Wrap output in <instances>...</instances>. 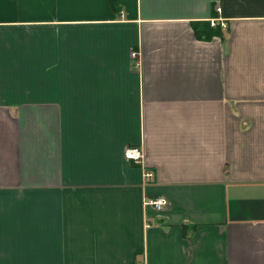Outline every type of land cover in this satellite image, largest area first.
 Wrapping results in <instances>:
<instances>
[{
  "label": "crops",
  "instance_id": "1",
  "mask_svg": "<svg viewBox=\"0 0 264 264\" xmlns=\"http://www.w3.org/2000/svg\"><path fill=\"white\" fill-rule=\"evenodd\" d=\"M0 264H264V0H0Z\"/></svg>",
  "mask_w": 264,
  "mask_h": 264
},
{
  "label": "built area",
  "instance_id": "2",
  "mask_svg": "<svg viewBox=\"0 0 264 264\" xmlns=\"http://www.w3.org/2000/svg\"><path fill=\"white\" fill-rule=\"evenodd\" d=\"M217 10H219L218 7H217ZM137 55L138 53L136 51H132L133 57H136ZM125 158L127 160H132L135 163L143 164L144 163V152L142 151L140 147L131 146L125 150ZM144 176L148 180L152 176V173L150 171H146ZM148 204L154 206L156 210H161L162 207L165 205V201L163 199H150L148 201Z\"/></svg>",
  "mask_w": 264,
  "mask_h": 264
},
{
  "label": "trees",
  "instance_id": "3",
  "mask_svg": "<svg viewBox=\"0 0 264 264\" xmlns=\"http://www.w3.org/2000/svg\"><path fill=\"white\" fill-rule=\"evenodd\" d=\"M207 36H208V35H206V37H207ZM208 37H210V36H208ZM208 37H207V38H208Z\"/></svg>",
  "mask_w": 264,
  "mask_h": 264
}]
</instances>
